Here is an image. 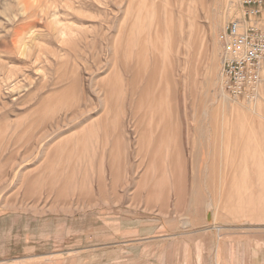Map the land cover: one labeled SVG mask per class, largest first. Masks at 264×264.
<instances>
[{
  "label": "rangeland",
  "instance_id": "obj_1",
  "mask_svg": "<svg viewBox=\"0 0 264 264\" xmlns=\"http://www.w3.org/2000/svg\"><path fill=\"white\" fill-rule=\"evenodd\" d=\"M240 1L0 0V264H264Z\"/></svg>",
  "mask_w": 264,
  "mask_h": 264
},
{
  "label": "built area",
  "instance_id": "obj_2",
  "mask_svg": "<svg viewBox=\"0 0 264 264\" xmlns=\"http://www.w3.org/2000/svg\"><path fill=\"white\" fill-rule=\"evenodd\" d=\"M239 13L218 36L221 82L232 99L252 104L264 86V0H241Z\"/></svg>",
  "mask_w": 264,
  "mask_h": 264
},
{
  "label": "bare ground",
  "instance_id": "obj_3",
  "mask_svg": "<svg viewBox=\"0 0 264 264\" xmlns=\"http://www.w3.org/2000/svg\"><path fill=\"white\" fill-rule=\"evenodd\" d=\"M252 128V127H251ZM251 128H250V130H251ZM254 128V127H253ZM263 128V127H262ZM253 131V130H252ZM259 134V133H258ZM254 135L256 136V134L254 133ZM255 136H254V139H255ZM263 137V136H262ZM263 140V139H262ZM249 141V140H248ZM251 141V140H250ZM257 142H258V140H257ZM240 146V145H239Z\"/></svg>",
  "mask_w": 264,
  "mask_h": 264
}]
</instances>
